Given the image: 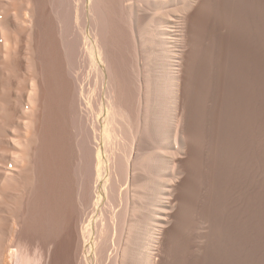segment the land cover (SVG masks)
<instances>
[{
  "label": "bare ground",
  "instance_id": "6f19581e",
  "mask_svg": "<svg viewBox=\"0 0 264 264\" xmlns=\"http://www.w3.org/2000/svg\"><path fill=\"white\" fill-rule=\"evenodd\" d=\"M204 2L0 0V264H164Z\"/></svg>",
  "mask_w": 264,
  "mask_h": 264
},
{
  "label": "rangeland",
  "instance_id": "374dc122",
  "mask_svg": "<svg viewBox=\"0 0 264 264\" xmlns=\"http://www.w3.org/2000/svg\"><path fill=\"white\" fill-rule=\"evenodd\" d=\"M196 32L198 141L164 264H264V0H205Z\"/></svg>",
  "mask_w": 264,
  "mask_h": 264
}]
</instances>
